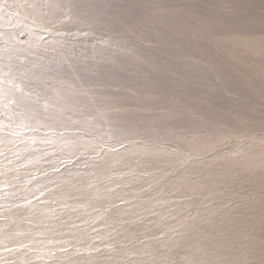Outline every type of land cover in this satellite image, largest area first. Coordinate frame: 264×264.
<instances>
[{"label": "rangeland", "instance_id": "rangeland-1", "mask_svg": "<svg viewBox=\"0 0 264 264\" xmlns=\"http://www.w3.org/2000/svg\"><path fill=\"white\" fill-rule=\"evenodd\" d=\"M239 35L264 40V0H0V137L9 140L0 146V159L3 166L11 165L8 172L14 175L7 185L1 179L0 194L15 195L5 205L19 208L25 201L38 204L43 199L64 226L62 202L51 193L55 185L72 183L73 174L93 160L112 168L110 158L117 154V163L127 164L141 155L138 148L147 155L168 153L176 168L213 160L216 173L227 165L218 159L233 164L250 156L264 158V52L232 43ZM244 63L249 66L240 70L241 75L231 74L232 68L245 69ZM193 137L205 144L192 147L184 142ZM172 169L150 179L140 172L134 182L141 193L151 192L165 176L174 175ZM21 171L42 184L19 177ZM120 172L106 169L94 181L111 192L120 186ZM199 173L191 172L185 179L201 180L204 192L224 198L252 191L264 194V176L254 184H236L228 176L208 173L202 179ZM173 181L165 190L158 189V195L179 192ZM16 187L30 193L17 196ZM195 189L200 191L199 186ZM43 192L48 197L40 199ZM186 195L178 201L192 197ZM159 203L155 206L164 216L155 227L177 230L162 235L168 242L183 230L166 225L177 217L165 208L170 202ZM186 211L195 218L194 210ZM78 216L70 214L67 226L89 225V219L80 222ZM92 224L95 231L106 226ZM36 227L49 229L46 224ZM249 227L247 233L251 230L260 238L241 240L249 253L240 254L238 241L217 262L235 256L247 264H264V210ZM37 244L0 248V264L28 262L11 257L17 256L13 252L44 254L38 264H67L54 255L71 253L74 262L68 264H89L92 249L83 251L66 238H43ZM110 246L103 243L95 251ZM181 262L184 257L166 263Z\"/></svg>", "mask_w": 264, "mask_h": 264}, {"label": "bare ground", "instance_id": "bare-ground-1", "mask_svg": "<svg viewBox=\"0 0 264 264\" xmlns=\"http://www.w3.org/2000/svg\"><path fill=\"white\" fill-rule=\"evenodd\" d=\"M235 37L237 39H234ZM235 37L232 41L230 39L226 40L239 44L252 52H264V40L256 36L242 37L239 35ZM242 65L246 68H232L234 72L231 74L235 76L241 75L240 70H246L249 63H244ZM193 138V141L188 139L184 142L191 144L192 147L196 144L201 146L205 144V141L195 139L196 137ZM8 141V137H0V146L6 145L9 143ZM138 150H141V155H138V157L131 160V162H126L127 164L124 163L125 165L123 163H117V159L115 158L117 154L110 158L113 161L111 165L109 163L112 168L106 167V169H111L113 171L116 169L117 172L121 171V179L118 183L120 186L116 189L113 187L111 192L106 190L103 184L99 186L95 183L98 178L102 177L106 170L101 160L90 161V165L88 164L85 169L77 171V175L74 173L75 180L73 179L74 181H72V183L66 184L64 182L65 184L63 185H55L51 193H53L58 202H62L60 206L63 207L64 213L66 214L63 216L66 219L64 226L60 225L61 222H57L56 218H53L51 214L52 207L49 206L50 203L47 201L42 199V202H38V204L25 201L23 202V207L12 208L5 205L10 195L5 196L4 194H0V212L4 217V219L0 221V248L21 244H28L31 248L38 245L37 243H40L43 238L56 240L63 237L66 238V241L73 243V245H79L83 251L84 249L88 250V248L92 249L90 255H87L89 259L87 262L89 264H163L164 262V264H167L171 259L176 257H184V262L180 264H221L215 259L220 255L230 253L232 247H234V244H238L236 243L238 241L240 242V247L238 248L240 254L244 255L249 253V250L246 248L247 246L241 240L244 237L253 239V241H258L260 239L251 234V230L250 234L247 233V231L250 228L249 226L253 225V221L262 215V211L264 210V194L259 195L252 191L250 193L246 192L245 195H233L232 197L224 198L223 194L202 191L205 184L199 182L201 180L195 183L194 180H186L185 176L191 172L198 171L202 179H204L206 174L211 173L215 176L217 174L220 178L223 175L225 177L228 176L231 178V182L236 184L241 180L254 184L258 179L264 176L263 157V159H260L250 156L243 158V161L240 163L236 162L233 164L226 161V158L222 160L218 159L219 162L223 164L226 162L227 165H223L220 168L218 167L219 169L216 173L214 172L216 171L214 167L211 168L214 164L211 162L213 160L205 161V163L200 166L186 163L187 165L184 164L185 166L183 165V167L180 166L181 168H176L171 156L164 151H157L158 153L154 155H151L152 153L147 155L149 153L145 150L141 148H138ZM0 164V181L1 179L6 180L5 182L7 185V181L10 182L13 180L12 177H14V175L8 172L12 167L11 165L3 166L4 164H2L1 159ZM30 164H33L32 166H34L35 169L42 170L40 169L42 167L41 165H34L32 162H30ZM219 166H221V164ZM49 167L45 166V168L48 169ZM170 169L174 170V175L165 176L166 178L164 180L155 185L156 188H152L151 192H146L149 194L145 192L141 193V190H138L140 188L138 182L135 183L134 181L138 178L137 176L140 172L148 174L149 176L147 178L150 179L157 178L155 177L157 172L161 173V175H166V172H169ZM18 175L19 177L24 176L29 181L32 179L36 186L42 184L40 181H36V179L33 180V177L28 174V171H21ZM173 180L177 182L178 187H175L178 188L177 190L180 188V191H163V194L158 195V189L162 188L165 190L170 186ZM114 183L116 184V182ZM196 186L200 187L201 192L195 191ZM250 188L253 190L256 189L255 186L252 185ZM16 190L17 196L22 194L26 196L27 193H30V190L25 187H22V189L16 187ZM186 194L192 195V197L188 200L178 201L180 197H183L182 195L187 196ZM13 196L15 195H12L10 198ZM44 196L48 197V193H40V199L42 197L44 198ZM119 198H122V202L117 204L116 202L121 200ZM89 203L94 205L95 211H89L90 208H94L87 206ZM158 203H168L169 205H167V207L165 206V208H170V214L174 215L175 218L177 217L173 222H168L166 225L171 224L178 228L182 227L181 229L183 230L181 236L170 238L168 242H164L166 237H162V235H167L170 231L176 232L177 230L175 227L169 226L166 227L167 229H158L155 227L164 216V214H162L163 209L155 206V204ZM188 209L196 212L195 218L188 217L186 213ZM70 214L80 215L78 216L80 222H84V219H89V225L86 224L82 229H77L74 224L72 226H67L69 220L68 216ZM91 222L94 224L97 223L96 225L98 226H106L103 227V229H96L97 231H95V229H93L94 225ZM41 224L49 225V229H38V227H36ZM89 235H93L92 239ZM130 240L132 242L128 244L127 241ZM103 243L110 244L111 246L104 251H95V249L98 248L97 246ZM13 254H17V256L12 255L11 257L20 259V261L28 260L25 264H33L35 260L38 264V262H41L39 260H42L39 256L42 255L45 257L44 254L39 255V253L29 256L17 252H13ZM70 254L59 252V254H55L54 256L55 258L58 257L57 261L65 259L68 264V261L74 262V258H70ZM81 255L84 257L80 259L86 260L87 256ZM231 258L232 259H228L226 263L222 264H247V262L243 260V257L239 261L235 259V256ZM77 263L82 262L78 261ZM45 264H54V262H46Z\"/></svg>", "mask_w": 264, "mask_h": 264}]
</instances>
